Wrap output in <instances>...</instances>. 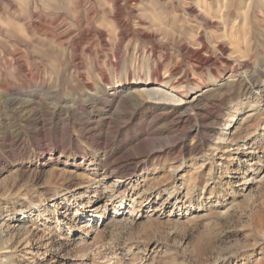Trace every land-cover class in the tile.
<instances>
[{
    "label": "rangeland",
    "instance_id": "obj_1",
    "mask_svg": "<svg viewBox=\"0 0 264 264\" xmlns=\"http://www.w3.org/2000/svg\"><path fill=\"white\" fill-rule=\"evenodd\" d=\"M2 223L15 264H264V0H0Z\"/></svg>",
    "mask_w": 264,
    "mask_h": 264
},
{
    "label": "bare ground",
    "instance_id": "obj_2",
    "mask_svg": "<svg viewBox=\"0 0 264 264\" xmlns=\"http://www.w3.org/2000/svg\"><path fill=\"white\" fill-rule=\"evenodd\" d=\"M246 148V147H245ZM116 170V169H115ZM24 215L26 214V211H23ZM19 224L25 225L24 220H19ZM24 227V226H21ZM3 223L0 225V259L3 260L4 264H15L14 260L11 257V248H13V244H9V240L11 237V234L6 233L3 231ZM9 231V230H8ZM11 233V232H10ZM13 239V236L12 238ZM19 241L26 242L25 238H19ZM0 260V261H1Z\"/></svg>",
    "mask_w": 264,
    "mask_h": 264
}]
</instances>
